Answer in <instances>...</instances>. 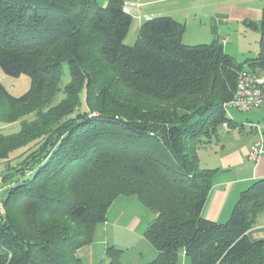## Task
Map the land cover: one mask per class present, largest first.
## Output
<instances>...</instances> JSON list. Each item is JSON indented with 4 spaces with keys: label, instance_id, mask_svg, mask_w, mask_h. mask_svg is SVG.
<instances>
[{
    "label": "trees",
    "instance_id": "obj_1",
    "mask_svg": "<svg viewBox=\"0 0 264 264\" xmlns=\"http://www.w3.org/2000/svg\"><path fill=\"white\" fill-rule=\"evenodd\" d=\"M124 2L0 0V69L30 79L19 97L0 84V102L41 103L18 140L0 137V161L30 152L0 173V264H83L74 253L118 195L154 213L148 264H264V243L247 236L264 212V178L241 191L226 221H209L213 172L197 155L233 126L223 105L238 75L264 76V4L258 53L238 63L217 39L184 44V24L167 15L143 21L126 46ZM63 65L70 83L55 103ZM116 253L107 249L109 264H121Z\"/></svg>",
    "mask_w": 264,
    "mask_h": 264
},
{
    "label": "rangeland",
    "instance_id": "obj_2",
    "mask_svg": "<svg viewBox=\"0 0 264 264\" xmlns=\"http://www.w3.org/2000/svg\"><path fill=\"white\" fill-rule=\"evenodd\" d=\"M99 3L106 6L108 0H99ZM125 4L130 10L128 16L131 18L130 29L124 41L128 47L136 42L143 21L167 15L184 24L182 40L186 45L209 44L217 39L223 45L224 51L238 63L253 58L258 53V27L264 0H125L123 6ZM224 5L254 11L256 18L242 19L215 27L213 22L216 13L218 9L225 7ZM69 83V69L63 65L60 92L55 103L64 98L63 90ZM0 84L10 95L19 97L28 91L30 79L27 75L18 78L7 76L0 69ZM39 106L41 103L37 99L27 106L15 109L6 108L0 102V118L3 119L0 121V137H9L12 141L18 140L17 135L21 125L35 120L34 110ZM45 110L47 107L43 108V112ZM225 113L234 123L233 126L228 129L224 126L218 129L212 142L197 151L199 167L213 172L212 186L222 178L230 181L241 178L247 166V159L241 158L243 149L257 142H264V104L248 112L227 109ZM29 154V150L25 152L20 150L10 155L8 160L0 161V173L22 163ZM225 164L231 166L226 172H224ZM2 192L1 190V195ZM153 219L154 213L137 196L118 195L107 210L105 222L95 226L90 244L79 248L74 254L86 264L89 255L86 248L93 244L96 256L101 246L102 249L111 248L113 252L117 250L120 263L148 264L155 258L156 252L144 234ZM177 264L189 263L180 256Z\"/></svg>",
    "mask_w": 264,
    "mask_h": 264
},
{
    "label": "crops",
    "instance_id": "obj_3",
    "mask_svg": "<svg viewBox=\"0 0 264 264\" xmlns=\"http://www.w3.org/2000/svg\"><path fill=\"white\" fill-rule=\"evenodd\" d=\"M222 9H218L213 22L215 27L219 25H228L230 22H238L239 20H255L256 13L244 8H237L226 6ZM224 48V47H223ZM264 143V142H263ZM244 148L241 157L247 159L250 148ZM242 159H240L242 161ZM245 171L241 178L230 181L229 179L222 178L217 180L209 191L206 204L202 211V216L212 222L222 223L230 216L232 208L238 197L252 181L264 178V156L262 155L257 163L246 161ZM243 166V165H242ZM231 169V166L224 165V172ZM224 177V176H223ZM237 186V187H236ZM228 216V217H227ZM247 236L250 240L256 242L261 241L264 243V212L257 216L255 225L247 232ZM89 252L87 256L86 264H109V257L107 254V248L102 249L99 246L97 250V256L94 255L93 244L86 248ZM264 254V245H263ZM81 259V258H80ZM82 263L83 260L81 259ZM123 264V263H121Z\"/></svg>",
    "mask_w": 264,
    "mask_h": 264
},
{
    "label": "built area",
    "instance_id": "obj_4",
    "mask_svg": "<svg viewBox=\"0 0 264 264\" xmlns=\"http://www.w3.org/2000/svg\"><path fill=\"white\" fill-rule=\"evenodd\" d=\"M122 12L126 15L130 14V10L125 4ZM264 104V76L256 75L249 71L241 72L236 81L235 89L231 99L224 103L223 108L236 109L240 112H248L254 108H258ZM264 153V143H255L247 156V160L257 163Z\"/></svg>",
    "mask_w": 264,
    "mask_h": 264
}]
</instances>
